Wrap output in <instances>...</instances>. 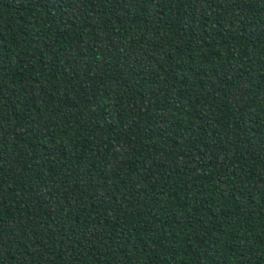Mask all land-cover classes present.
Here are the masks:
<instances>
[{
	"label": "trees",
	"instance_id": "16d2710c",
	"mask_svg": "<svg viewBox=\"0 0 264 264\" xmlns=\"http://www.w3.org/2000/svg\"><path fill=\"white\" fill-rule=\"evenodd\" d=\"M0 264H264V0H0Z\"/></svg>",
	"mask_w": 264,
	"mask_h": 264
}]
</instances>
